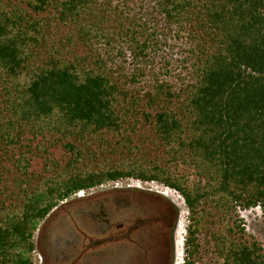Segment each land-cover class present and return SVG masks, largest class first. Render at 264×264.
Here are the masks:
<instances>
[{"label": "trees", "instance_id": "1", "mask_svg": "<svg viewBox=\"0 0 264 264\" xmlns=\"http://www.w3.org/2000/svg\"><path fill=\"white\" fill-rule=\"evenodd\" d=\"M165 34L192 43L189 76L141 95ZM120 179L183 198L182 264H264L238 214L264 208V0H0V264H34L60 201Z\"/></svg>", "mask_w": 264, "mask_h": 264}, {"label": "rangeland", "instance_id": "2", "mask_svg": "<svg viewBox=\"0 0 264 264\" xmlns=\"http://www.w3.org/2000/svg\"><path fill=\"white\" fill-rule=\"evenodd\" d=\"M58 32L61 35L66 31L64 28H59ZM165 35H159L158 43L153 39L150 42L148 54L142 58L147 65V75L133 86V89L141 95L150 89L155 76L159 80H170L176 89L180 87L178 84L186 82L189 76L190 69L186 67L190 64L182 60L186 55L185 49L192 43L186 38V34L180 40H175L168 34ZM98 48H101L102 52L109 50L108 46L103 45ZM83 50V47L79 48V51ZM116 51V49L109 51L115 58L114 62L121 65L124 71L131 72L136 65L132 63L130 52L126 50V53L120 56ZM38 142L36 138L31 147L34 149V145ZM12 152L16 157L19 149L14 148ZM52 152L55 157H60L62 148H52ZM4 162L13 168L9 161ZM44 162V157L32 155L31 170L42 172ZM84 194L100 199L109 198L113 206L110 209L104 208L103 211L108 214L114 225L105 234L99 232L98 225V233L95 236L96 259L84 263V255H82L75 263L73 262L74 264L183 263V242L188 213L184 200L178 192L157 182L120 179L86 189ZM65 207V209L60 207L61 209L54 213V218L49 222L44 223L42 220L38 224L33 237L35 249L31 252L34 264H71L69 262L73 261L74 253L73 257L68 256L66 260L62 259L61 263L54 259L55 254L59 253L61 259V251H64L65 255L68 250L79 249L84 244L86 239L80 233L78 236V229L84 223L82 219L87 217L76 200L70 201ZM67 213L70 215L66 216ZM238 214L248 235H252L264 248V208L257 206L238 210ZM70 217L74 222L69 219ZM44 227L47 233L45 237ZM125 235L127 237L123 238ZM147 238L151 242L147 241ZM141 242L145 243V246ZM120 247L124 251L119 252ZM116 254L121 255L116 259ZM44 255L50 257L45 262H43ZM127 257L129 260L124 261ZM68 259L71 260L67 261ZM117 260L121 261L117 262Z\"/></svg>", "mask_w": 264, "mask_h": 264}, {"label": "flooded vegetation", "instance_id": "3", "mask_svg": "<svg viewBox=\"0 0 264 264\" xmlns=\"http://www.w3.org/2000/svg\"><path fill=\"white\" fill-rule=\"evenodd\" d=\"M74 194H72L71 196L65 198L64 200L60 201V205L56 206L55 208H53L51 211H53L52 213H49L44 219V223L49 222L52 218H54L55 216V212L59 209H61L60 207H65L67 206V204L70 201H78L80 207L82 208V211L84 213V215L87 218H83L82 219V225L79 227L78 231L77 229H75L78 232V236L79 233L82 234L84 236V238L86 239L84 244L81 245V247L79 249H74V250H68V253L64 255V251H61V259H60V254H55L54 259L58 260L61 263V260H66L68 258V256H72V254H75V257L73 259V261L71 259H68L67 261L71 260L69 263L74 264L76 262V260L84 255V263H88V262H92V260L96 259V251H95V247H96V234L98 233V225H99V232L101 233H107L108 231H110L111 227H113L114 224H112L113 222H111L112 220H110V217L108 216V214L106 212L103 211L104 208H108L110 209V207H112V203L111 201H109L108 199H100L97 197H92L86 194H81L80 196L75 195V197H73ZM118 206V205H117ZM66 208V207H65ZM64 208V209H65ZM50 211V212H51ZM63 211V210H62ZM55 213V214H54ZM70 214L67 213L66 216H69ZM72 222H74L73 219H71V217L69 218ZM47 225V224H46ZM53 225V224H52ZM45 228V227H44ZM128 232V231H127ZM44 237L47 235L46 233V228L44 230ZM127 236L125 235L123 238H126ZM147 241L151 242V240H149V238H147ZM144 246L145 243L141 242ZM148 246V245H147ZM61 247V246H60ZM170 247V245H169ZM119 252L124 251V249L122 247H120ZM60 252V251H59ZM77 254V255H76ZM64 255V256H63ZM121 255V254H119ZM116 254L115 258H119L120 256ZM49 255H44V261L45 262L47 259H49ZM128 257L126 260L124 261H128ZM121 261V260H120ZM119 260H117V262H120ZM122 261V262H124ZM74 262V263H73ZM116 262V263H117Z\"/></svg>", "mask_w": 264, "mask_h": 264}, {"label": "clouds", "instance_id": "4", "mask_svg": "<svg viewBox=\"0 0 264 264\" xmlns=\"http://www.w3.org/2000/svg\"><path fill=\"white\" fill-rule=\"evenodd\" d=\"M79 192H82L81 194H84V190H80V191L76 192L75 195L80 196V194H78Z\"/></svg>", "mask_w": 264, "mask_h": 264}, {"label": "built area", "instance_id": "5", "mask_svg": "<svg viewBox=\"0 0 264 264\" xmlns=\"http://www.w3.org/2000/svg\"><path fill=\"white\" fill-rule=\"evenodd\" d=\"M82 192H79L78 194H81Z\"/></svg>", "mask_w": 264, "mask_h": 264}, {"label": "bare ground", "instance_id": "6", "mask_svg": "<svg viewBox=\"0 0 264 264\" xmlns=\"http://www.w3.org/2000/svg\"><path fill=\"white\" fill-rule=\"evenodd\" d=\"M81 195V194H80ZM179 226V225H178Z\"/></svg>", "mask_w": 264, "mask_h": 264}]
</instances>
